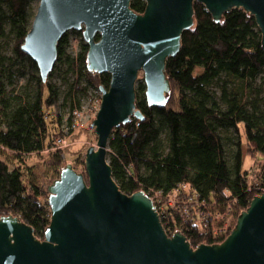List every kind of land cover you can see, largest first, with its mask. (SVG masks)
<instances>
[{"label": "trees", "instance_id": "1", "mask_svg": "<svg viewBox=\"0 0 264 264\" xmlns=\"http://www.w3.org/2000/svg\"><path fill=\"white\" fill-rule=\"evenodd\" d=\"M31 3L0 0V36L6 37L8 29L28 75L21 90L10 92L0 58V217L18 216L43 239L51 221L49 186L66 165L56 138L76 122L81 95L90 88H108L110 74L88 70L82 32L74 31L81 41L73 55L67 53L70 32L62 37L50 76L63 63L75 77L65 98L71 104L65 126L60 88L43 81L36 63L21 49L36 13L30 11ZM145 7V0L131 1L137 13ZM193 12L194 24L183 32L180 51L166 63L171 90L165 104L150 106L142 82L136 105L144 119L133 118L113 130L108 159L120 188L148 193L168 234L181 231L196 248L224 241L253 197L264 192V110L251 105L246 95L264 75V48L254 16L243 8L226 12L220 22L198 1ZM216 82H223L220 101L211 90ZM230 130L237 140L227 147L222 133ZM243 144L254 161L250 171L244 169ZM45 153L49 159L44 163L51 160L52 170L38 174L27 159L32 154L43 159ZM83 170L79 172L88 181L85 166ZM219 213L229 229L216 234L223 223L214 219Z\"/></svg>", "mask_w": 264, "mask_h": 264}, {"label": "water", "instance_id": "2", "mask_svg": "<svg viewBox=\"0 0 264 264\" xmlns=\"http://www.w3.org/2000/svg\"><path fill=\"white\" fill-rule=\"evenodd\" d=\"M131 1L39 0L21 49L41 79L54 69L59 41L76 31L88 44V70L110 74V84L100 86L92 122L97 145L85 155L88 181L72 163L61 169L49 186L51 221L43 239L18 216L2 215L0 264H264V192L253 197L224 241L194 248L181 231L168 234L144 190L120 188L108 159L113 130L144 119L136 105L140 71L148 104H165L171 90L166 63L194 24V1L216 22L243 8L254 16L264 48V0H145L143 13Z\"/></svg>", "mask_w": 264, "mask_h": 264}, {"label": "rangeland", "instance_id": "3", "mask_svg": "<svg viewBox=\"0 0 264 264\" xmlns=\"http://www.w3.org/2000/svg\"><path fill=\"white\" fill-rule=\"evenodd\" d=\"M39 5L38 0H32L30 4V11L36 12L37 7ZM7 36H0V58H3V69L5 80L7 82L8 90L12 92L13 89L19 91L22 86L27 82L28 75L27 67L25 63H21L17 56V53L14 50V39L13 36L10 35L7 29ZM81 41V37L78 33L74 31H70L69 34V44L67 46V53L70 55L76 54L79 50V44ZM74 75L71 72H68V69L65 64L61 63L58 66L57 71L54 75H49L47 81L54 84L56 87H59L61 90V100L60 103L62 105L61 112L64 116L63 124L67 125V119L70 116V107L71 104L65 101L67 97V92L70 88L71 83L74 80ZM225 78V77H224ZM144 82L143 71H140L137 81H136V91H138L139 85ZM83 85H86V80L82 81ZM223 82H216L211 86V90L215 93V96L220 101L221 88ZM229 86L233 87L234 84L231 83ZM86 94L81 95V105L83 110V120L82 123L84 126L77 128L74 132H70V136H68V144L65 148H63V156L66 164L72 163L74 167L78 171H84L85 166V155L86 150L91 145H97V134L95 129L92 127V122L96 117V111L99 106H97L96 100L99 98V94L96 89L90 88ZM248 96V100H251V105L254 107H259L260 110H264V75H261L254 83L252 89L249 88L248 92H246ZM95 101V102H94ZM95 104V105H94ZM97 106V108H93L92 106ZM222 135L225 137V142L227 147H232L233 143L237 140L236 134L234 130H230L229 132H223ZM232 138V141L230 140ZM245 142V139H243ZM247 147L243 144L244 151V169H248L249 171L253 169V158L249 155H246ZM49 159L48 154L45 153L44 158H38L36 154H32L28 156V163L30 165H34V171L38 174L47 173L52 169V161H48V165L44 162ZM264 163V162H263Z\"/></svg>", "mask_w": 264, "mask_h": 264}, {"label": "built area", "instance_id": "4", "mask_svg": "<svg viewBox=\"0 0 264 264\" xmlns=\"http://www.w3.org/2000/svg\"><path fill=\"white\" fill-rule=\"evenodd\" d=\"M97 92H98V94H99V98H97V100H96V103H97V106H100V101H101V92L100 91H98L97 90ZM95 102V101H94ZM95 105V104H94ZM92 106V109L93 108H97V106ZM98 109H99V107H98ZM98 109H97V111H98ZM97 111H96V113H97ZM74 116H75V121L76 122H74L71 126H69V127H66V128H64V131H65V133H66V135H61V136H58L57 138H56V142H57V144L59 145V146H61L62 148H65L66 146H67V144H68V136H70V132L72 133V132H74L77 128H79V127H83L84 126V124L82 123V120H83V110L82 109H76L75 111H74ZM70 131V132H69ZM183 187V189H186L187 187H186V185H184V186H182ZM148 194V193H147ZM149 195V194H148ZM150 196V195H149ZM151 197V196H150ZM152 199H153V197H151ZM153 201H154V199H153ZM154 203H155V201H154ZM171 204H173V202L171 201L170 202ZM155 206H156V208H157V210H158V212H159V214L161 213L160 212V210H159V208H158V206L155 204ZM188 216V215H187ZM225 216L223 215V214H216L215 215V217H214V219L215 220H218L219 222H223L222 223V225L220 226V227H217V228H215V230H214V233H216V234H221L223 231H226V230H228L229 229V225H228V221H225ZM214 227H216V225H215V222L213 221V224H212Z\"/></svg>", "mask_w": 264, "mask_h": 264}, {"label": "flooded vegetation", "instance_id": "5", "mask_svg": "<svg viewBox=\"0 0 264 264\" xmlns=\"http://www.w3.org/2000/svg\"><path fill=\"white\" fill-rule=\"evenodd\" d=\"M145 2H146V1H145ZM145 8H146V7H145ZM144 11H145V10H144ZM144 11H143V12H144ZM143 12H141V13H143Z\"/></svg>", "mask_w": 264, "mask_h": 264}]
</instances>
